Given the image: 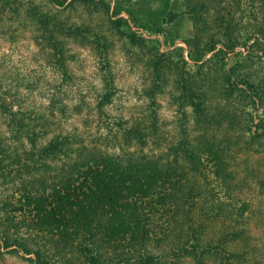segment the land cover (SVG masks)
I'll list each match as a JSON object with an SVG mask.
<instances>
[{"label": "trees", "instance_id": "1", "mask_svg": "<svg viewBox=\"0 0 264 264\" xmlns=\"http://www.w3.org/2000/svg\"><path fill=\"white\" fill-rule=\"evenodd\" d=\"M119 3L0 0V260L264 264V0Z\"/></svg>", "mask_w": 264, "mask_h": 264}, {"label": "rangeland", "instance_id": "2", "mask_svg": "<svg viewBox=\"0 0 264 264\" xmlns=\"http://www.w3.org/2000/svg\"><path fill=\"white\" fill-rule=\"evenodd\" d=\"M110 1L111 5L114 6L115 3L117 1H119L120 6L126 7L129 6L133 9H137V11L139 12L140 16H151L155 19H160V21H162L164 14H166L168 11L171 10H175L177 11L176 13H180V17L177 20V22L175 24H167L164 23L163 25H167L168 27L178 31L179 33H186L188 31H190L192 29V23L188 17L187 14H185V12H182L184 10V5L182 6L181 3L183 0H108ZM163 10L166 12H163ZM136 11V12H137ZM162 11V12H161ZM122 15L124 16H128V14L124 11L122 13ZM100 18L99 20L103 19L104 20V16L103 17H97V19ZM160 38H162V36H159ZM177 43L179 45H183L186 47V44L182 41V40H177ZM34 50H37V47H32ZM8 49V46L4 45L2 48H0V52H6ZM22 58L27 57L29 59L32 58L33 56V52L32 50H22V54H21ZM17 59V57H16ZM42 59H39V61H41ZM34 65H38V63L34 62L33 60H31L29 63H24L23 62V66L22 69L24 71V73H26L27 75H31V76H36V74L31 71V67ZM123 105H125V113L128 114L131 111H137L138 108H136V106L138 105L136 101L131 100L130 102H126L125 99L122 100ZM84 116H74L73 117V121L72 124L70 125L71 128H79L80 130H84V129H91V130H95L96 129V123L98 122V117L92 113L88 114L87 109L83 112ZM163 119L165 121V130L167 133H171L173 132V127L170 125V122L172 120V110L170 108H163ZM88 117L89 120H93V123L91 126H89L88 128L87 126V121L86 118ZM1 114H0V122H1ZM91 122V121H90ZM164 134L163 138L166 137V134ZM0 264H27L25 261H20L15 257H8L6 259L5 262H2L0 260Z\"/></svg>", "mask_w": 264, "mask_h": 264}]
</instances>
